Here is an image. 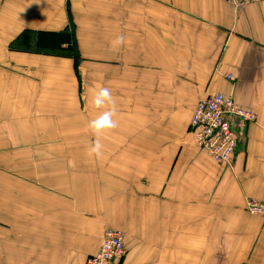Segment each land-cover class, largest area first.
<instances>
[{
    "label": "crops",
    "instance_id": "crops-1",
    "mask_svg": "<svg viewBox=\"0 0 264 264\" xmlns=\"http://www.w3.org/2000/svg\"><path fill=\"white\" fill-rule=\"evenodd\" d=\"M68 30L97 46L95 56L109 46L118 58L124 45L119 56L143 75L148 103L178 108L157 116L140 149L97 156L71 142L85 135L89 110L76 83L52 76L55 63L71 71L70 60L47 51ZM213 92L257 115L236 125L227 164L187 132L196 102ZM111 104L114 147L117 93ZM247 199L264 202V0L239 9L224 0H0V264H85L105 228L124 233L125 254L111 264H264V216L248 213Z\"/></svg>",
    "mask_w": 264,
    "mask_h": 264
},
{
    "label": "rangeland",
    "instance_id": "rangeland-1",
    "mask_svg": "<svg viewBox=\"0 0 264 264\" xmlns=\"http://www.w3.org/2000/svg\"><path fill=\"white\" fill-rule=\"evenodd\" d=\"M224 1L229 5H232L234 8L239 9L241 7H244L251 3H255L260 0H224ZM52 38H49L52 40L47 42V51L48 52L53 51V53L63 54L64 56L60 58L64 60L68 59L71 62L70 64L71 71L67 69L66 65H62V69H61L55 63L52 74L53 78L59 77L58 81L60 82L76 83L77 90L79 92V98L82 95L83 98L85 99V100L79 99V105H81V108H83L82 105L86 103L87 104L86 108L87 110H89V115L88 117L85 118V123H84L86 129L85 135L83 137H79L80 139H77L76 141L71 140V142H77V144H79V149H85L86 148L85 146H88L89 147L88 149H90L94 140H99L101 144L100 149H105L106 151H108V149H127L126 144L134 145L133 149L136 148L140 149L141 142L145 141V139H150V137L152 136L151 135L153 134L152 130H154L155 132L157 131V129L154 126L156 124L155 120L157 119V116L161 115L162 113L175 114V112H177L176 109L178 108L174 106L159 107L155 104L153 105L148 103L151 100H146L145 97H149L150 99L152 97L149 96V91L146 89L147 87L146 83H143L141 81L143 75L132 73L131 68L125 66V58L119 56L120 50L125 48L124 45H122L124 48L123 47L121 48V45H119L118 47V58L114 57L113 59H110L114 52L110 51L109 46L107 47L103 46V49L101 50L102 51L101 57L99 56L100 52H98V56H95V53L98 50V49L95 50V47L97 46L94 47L93 43H89L88 45L79 44V42L75 40V37L73 36V31L71 30L65 32L63 34V37L59 36ZM61 38L63 39V41L60 42L59 40ZM103 44L110 45V43H103ZM83 46L86 47L84 49H81V47ZM55 59H59V58L56 57ZM81 64H85L84 74H81L79 71V67H82ZM116 72L117 75H113ZM227 78L231 79L232 75L230 74L227 75ZM101 87L108 88L111 93V96L116 95L117 93V97H118L117 109L119 114V122H118L119 143H117V145L112 144V146L114 147H111L109 130H105L101 132L102 134L101 137V135L100 136L95 135L88 127V121L95 118V116L98 115L97 112L96 113L94 112L95 107L92 106L91 101L94 93L98 91L99 88ZM217 93H221L225 97H228L233 105L235 104L239 107H243L237 104L232 93L213 92L203 97H200L196 102L195 106L193 107V110L197 107L198 103L207 102ZM111 107L115 108V106H113L111 103L105 105V108H111ZM105 108H101V111L105 110ZM245 109L253 113V117L251 119H243L234 113L227 114L229 116L227 117L228 120L227 122L230 124L232 132L236 138V144L234 147V151L232 153V157L235 155L240 142L236 125L238 123L248 124L256 120V116H257L256 113L252 109L249 108H245ZM189 121H188L187 132L193 135L194 128L189 124ZM125 126H128V129ZM143 126L148 127V130H143ZM125 139L126 142L120 143L121 140H125ZM128 140L130 142H127ZM193 140L195 142L194 135H193ZM194 144H196L197 147L202 149L196 142ZM102 155L109 158L108 153L102 152ZM245 210L250 214H257L264 216L263 213L248 211L246 209V202H245ZM86 259H85V263H86Z\"/></svg>",
    "mask_w": 264,
    "mask_h": 264
},
{
    "label": "built area",
    "instance_id": "built-area-1",
    "mask_svg": "<svg viewBox=\"0 0 264 264\" xmlns=\"http://www.w3.org/2000/svg\"><path fill=\"white\" fill-rule=\"evenodd\" d=\"M237 114L243 119H251L253 113L243 107L233 105L228 97L217 93L207 102L198 103L190 117L189 124L194 128L195 142L218 163H230L236 138L227 114ZM246 209L264 214V202L254 199L246 201ZM123 232L120 229L105 228L102 231L97 252L86 259L85 264H111L125 254Z\"/></svg>",
    "mask_w": 264,
    "mask_h": 264
},
{
    "label": "clouds",
    "instance_id": "clouds-1",
    "mask_svg": "<svg viewBox=\"0 0 264 264\" xmlns=\"http://www.w3.org/2000/svg\"><path fill=\"white\" fill-rule=\"evenodd\" d=\"M122 39V37L118 38V42L122 41ZM91 103L92 106L97 109L105 108V105L112 103V96L109 89L106 87L99 88V90L94 93ZM115 112L116 109L114 107L105 108V110L99 112L95 118L88 121L89 129L95 135H99L105 130H110L116 127V122L113 119ZM100 148L101 144L99 140H94L89 151L98 156L100 154Z\"/></svg>",
    "mask_w": 264,
    "mask_h": 264
}]
</instances>
